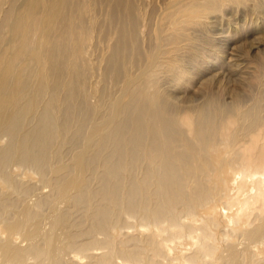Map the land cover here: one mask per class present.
<instances>
[{"label":"bare ground","instance_id":"6f19581e","mask_svg":"<svg viewBox=\"0 0 264 264\" xmlns=\"http://www.w3.org/2000/svg\"><path fill=\"white\" fill-rule=\"evenodd\" d=\"M189 24L188 43L169 35L161 60L123 68L100 95L54 52L0 61L3 264H264V95L193 100L181 62L219 55L207 25ZM220 138L233 147L213 162Z\"/></svg>","mask_w":264,"mask_h":264},{"label":"rangeland","instance_id":"374dc122","mask_svg":"<svg viewBox=\"0 0 264 264\" xmlns=\"http://www.w3.org/2000/svg\"><path fill=\"white\" fill-rule=\"evenodd\" d=\"M208 1L0 0V61L8 62L21 56L15 64L20 69L36 64L35 51L54 52L55 64L71 65L73 72L79 65L86 75L87 86L100 95L108 90L100 92L98 89L105 87L118 90L121 80L117 81L116 77L123 68L136 74L137 64L145 66L152 57L161 60L157 50L170 48L165 45L170 44L165 42L169 35L177 33L184 38L177 43H188L185 39L196 27L189 23L198 18L207 25V35L213 42L208 49L216 51L219 56H215L221 59L203 51L202 57L181 62L182 78L178 81H193L194 85L188 86L189 92L197 94L193 100L209 94L208 87L226 102L236 96L237 101L248 100L259 91L264 95V0L228 3L220 13L206 9L204 5ZM187 19L185 28L178 29ZM10 77L19 78L17 73ZM177 82L169 83L170 90L177 92ZM230 122L226 117L221 125L228 129ZM219 141L215 146L217 154L213 151L210 154L213 162H218L220 156H226L233 147L224 151L228 143L221 138ZM206 142L210 147L211 143L207 139ZM222 174L231 180L226 171ZM217 177L215 173L213 178L225 193L226 188ZM229 196L228 193L226 200ZM221 206L218 204L217 209ZM0 232L3 237L4 232ZM0 264H3L1 258Z\"/></svg>","mask_w":264,"mask_h":264}]
</instances>
